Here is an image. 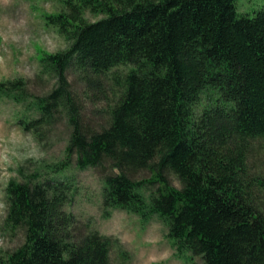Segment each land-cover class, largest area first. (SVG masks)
<instances>
[{"label":"trees","instance_id":"obj_1","mask_svg":"<svg viewBox=\"0 0 264 264\" xmlns=\"http://www.w3.org/2000/svg\"><path fill=\"white\" fill-rule=\"evenodd\" d=\"M236 2L59 0L44 15L68 42L40 56L53 86L1 80L0 99L36 136L62 117L71 132L65 159L8 180L3 228L23 241L0 264H109L120 240L81 232L65 209L77 190L54 173L73 157L103 175L105 209L158 215L178 257L264 264V9ZM72 69L101 97L103 124L84 121Z\"/></svg>","mask_w":264,"mask_h":264},{"label":"rangeland","instance_id":"obj_2","mask_svg":"<svg viewBox=\"0 0 264 264\" xmlns=\"http://www.w3.org/2000/svg\"><path fill=\"white\" fill-rule=\"evenodd\" d=\"M236 5L239 12L253 15L256 10L264 9V0H237ZM59 7V0H0V81L25 77L34 93L46 92L53 86L52 76L40 74L39 59L43 52L67 47L65 37L45 21L44 15L56 12ZM89 18L97 17L89 15ZM69 79L84 101V121L103 124L106 116L98 110L102 107L101 97H95L93 92L90 98L87 96L86 83L76 70H70ZM21 115V105L9 98L0 99V258L23 241L20 232L13 234L3 228L8 180L18 178L17 169L21 165L31 170L45 165L44 170H49L54 163L65 159L71 132L67 119L62 117L44 127L42 136H36L23 129L19 122ZM54 175L77 190L65 209L78 217L81 232L96 228L120 240L121 246L111 250L109 264H204L198 255L178 257L173 239L167 236V227L158 215L145 220L120 208L105 209L103 175L98 170L77 167L73 157L67 167ZM149 175L146 171L136 178ZM170 179L179 186L173 174ZM121 251L126 253L124 259Z\"/></svg>","mask_w":264,"mask_h":264}]
</instances>
